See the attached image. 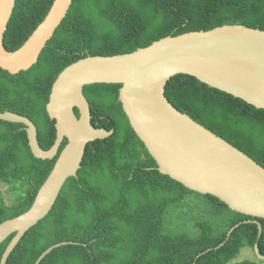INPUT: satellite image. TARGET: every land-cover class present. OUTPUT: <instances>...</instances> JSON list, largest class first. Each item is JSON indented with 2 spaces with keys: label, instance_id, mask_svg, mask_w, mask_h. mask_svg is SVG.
I'll use <instances>...</instances> for the list:
<instances>
[{
  "label": "trees",
  "instance_id": "obj_1",
  "mask_svg": "<svg viewBox=\"0 0 264 264\" xmlns=\"http://www.w3.org/2000/svg\"><path fill=\"white\" fill-rule=\"evenodd\" d=\"M54 1L16 0L4 36L8 51L26 43ZM226 25L264 31V0H73L37 64L16 75L0 68V113L29 118L41 148L49 150L57 131L47 104L53 84L68 66L89 56L129 54L168 36ZM121 87H84L92 125L114 133L88 144L78 176L67 180L52 211L25 234L7 264H35L63 242L79 244L56 248L40 264H264L255 253L258 244L264 256V220L232 211L218 198L161 174L123 110ZM165 96L264 168V109L188 75L171 78ZM66 145L64 140L59 154ZM57 158H35L25 126L0 120V184L11 197L7 204L0 196V224L32 207ZM254 220L262 226L261 235L257 224L246 223ZM13 237L0 246V263ZM245 248L255 259L236 262Z\"/></svg>",
  "mask_w": 264,
  "mask_h": 264
},
{
  "label": "water",
  "instance_id": "obj_2",
  "mask_svg": "<svg viewBox=\"0 0 264 264\" xmlns=\"http://www.w3.org/2000/svg\"><path fill=\"white\" fill-rule=\"evenodd\" d=\"M72 4L73 0H55L26 43L10 52L4 45V36L16 0H0V68L16 75L37 64ZM177 75L195 77L211 88L264 109V31L226 25L168 36L129 54L89 56L73 63L57 77L47 104L57 131L49 150L41 148L37 127L29 118L13 112L0 113V120L25 126L35 158L53 160L58 156L32 207L0 224V246L14 235L0 264H7L25 234L52 211L67 180L78 176L88 144L113 135L114 130L92 125L84 87L94 84L122 85L119 101L161 174L194 192L218 198L232 211L264 220V168L168 101L166 85ZM64 140L67 145L59 154ZM248 222L257 224L261 235L260 222ZM239 226L228 232L227 239ZM78 244H56L35 264L56 248ZM255 253L264 261L258 244Z\"/></svg>",
  "mask_w": 264,
  "mask_h": 264
},
{
  "label": "rangeland",
  "instance_id": "obj_3",
  "mask_svg": "<svg viewBox=\"0 0 264 264\" xmlns=\"http://www.w3.org/2000/svg\"><path fill=\"white\" fill-rule=\"evenodd\" d=\"M0 196L2 197V199L7 204H10L11 203V197L9 195L8 187L7 186L0 184ZM180 229H182L184 232H187V227L184 226V224L181 225ZM245 258H249V259L254 260L255 257H254L253 251L250 250V249L245 248L242 251L241 255L235 261L238 262V261H241V260H243Z\"/></svg>",
  "mask_w": 264,
  "mask_h": 264
}]
</instances>
